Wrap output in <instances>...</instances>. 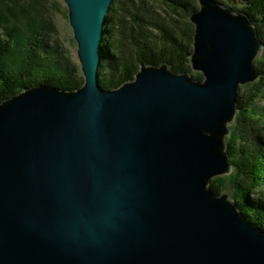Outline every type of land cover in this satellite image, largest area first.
Segmentation results:
<instances>
[{"label": "water", "instance_id": "1", "mask_svg": "<svg viewBox=\"0 0 264 264\" xmlns=\"http://www.w3.org/2000/svg\"><path fill=\"white\" fill-rule=\"evenodd\" d=\"M83 83L0 101V264H264V229L211 178L232 170L226 144L240 86L263 52L250 15L197 0L192 71L141 64L99 83L113 0H64Z\"/></svg>", "mask_w": 264, "mask_h": 264}, {"label": "trees", "instance_id": "2", "mask_svg": "<svg viewBox=\"0 0 264 264\" xmlns=\"http://www.w3.org/2000/svg\"><path fill=\"white\" fill-rule=\"evenodd\" d=\"M150 1L152 12L155 11L157 15L161 13L153 5H160L163 2L175 13L179 12L184 15L186 28L183 30V35L166 34L165 32L164 44L158 48H155L154 45L147 41H142L143 43H141L144 47L137 54V62L133 64L124 61V64H122L124 70L114 73L119 64H121L117 49V46H121V43L115 35L109 36L106 29V21L111 17V12L121 10L124 5L121 7L120 0H113L109 8L110 13H107L104 24L98 68L99 83L105 89L116 88L132 79L139 66L147 63L159 65L162 62H166L168 67L175 72H188L194 79H203L200 72L191 70L189 63V55L192 52L193 24L188 21V15L191 11L198 8L194 0ZM219 1L227 4V0ZM228 1L234 2L235 0ZM240 1L244 3L243 6L240 8L235 6L234 8L244 10L250 15L256 27L257 36L263 43V54L261 58L254 61V66L260 73L259 77L239 88L237 95L238 111L235 120L249 118L253 121L258 120L264 122V106L257 107L254 105L256 95L260 89L261 91L264 90V32L259 28L260 24L264 25V0ZM127 2L128 4L125 8H129L126 11L128 15L121 18V26L126 27L128 25H125V23H128L130 25L128 27L130 28L129 30L134 32L133 27L136 25L140 27L144 24L145 14L141 12L144 15L139 19L135 18L129 10H132L131 6H139L140 8V3H143L144 0H128ZM0 4L7 7V12H10L11 8L8 7L7 2L0 0ZM1 8L0 6V17L5 18L6 13ZM125 10L123 9V11ZM164 16L166 15L164 14ZM160 20L157 22H159L161 28L164 30H166L165 26L169 25L171 29L176 26V19L170 13L169 21L165 20L160 23ZM28 29L31 34L23 40L22 47H16L17 43H13V40L18 41L22 36H19V38L17 36L11 37V33L8 32L7 35L10 37L8 38L3 37L0 33V101L16 94L26 87L38 84L56 86L67 90H74L81 86L83 77L79 70V65L70 63L68 57L63 55L62 49L60 50L58 47L52 48L47 40L44 41L45 36L41 35L42 25L37 22H29ZM134 38L135 36L132 35L130 39ZM112 46L114 47V51L111 48ZM106 70H109L108 74L103 72ZM111 73L115 75L111 76ZM250 89L252 92H250ZM229 128L230 133L226 136V144L229 153L228 158L233 169L228 174L211 178L209 187L215 194H220L231 185L233 187L231 197L237 203L239 210L246 218L264 229V143L260 145L258 137L255 134L251 136L250 140L248 139L249 142L243 141L245 131L243 130V134H241L239 125L233 126L231 124ZM246 143L249 145H246ZM241 171L248 176L247 183L238 182L237 176ZM257 190H259L258 193H256Z\"/></svg>", "mask_w": 264, "mask_h": 264}, {"label": "rangeland", "instance_id": "3", "mask_svg": "<svg viewBox=\"0 0 264 264\" xmlns=\"http://www.w3.org/2000/svg\"><path fill=\"white\" fill-rule=\"evenodd\" d=\"M127 1L128 0H120V6L122 7V5H124L122 8L126 9L125 11H123V9L121 8V10L117 12H111V17L106 21V29L109 36L115 35L117 40H119L121 43V46H117L118 58L119 61H121V64H119L114 73H118L124 70V67L122 65L124 64V61L126 63L130 62L133 64L137 62V54H139L141 49L144 47V45H142L144 41H147L150 44L154 45L155 48H158L160 45L164 44L165 32L166 34L172 33L174 35H183V30L186 28L184 15L180 14L179 12L175 13L168 5L166 6L164 2V4L160 3V5H153V7L158 9V12L161 13L157 15L155 14V11L152 12L151 1L144 0L143 3H140V8L139 6H137L138 8L136 6H131L132 10H129L130 13L135 16V18L141 19L145 14V22L143 21L144 24H142V26L140 27L136 25L135 27H133L134 32H131V30H129L130 28H128L130 26L128 23H125V25H128L126 27L121 26V18L128 15L126 11L129 8H125V6L128 4ZM4 2H7L8 7H10L11 9L10 12H7L8 8L0 4V6L2 7L1 9H3L6 13L5 18L0 17V33L3 37H8V32L11 33V37L17 36L19 38V36H22L20 37V39H18V41L13 40V43H17L16 47H22L23 40L26 39L29 34H31L30 30L28 29V23L37 22L42 25L41 35L45 36L44 41L47 40L52 48L58 47V49H62L63 55L68 57V61L70 63L79 65L76 57L77 45L73 39L72 28L68 22L67 6L64 0H4ZM130 2L132 3V1ZM226 2L230 6H236L238 8H240L244 4L240 0H235L234 2H230L227 0ZM194 3L198 6L197 0H194ZM141 12H144V14H141ZM108 13H110V11H108ZM169 13L173 15L174 19H176V26L174 28L172 27L171 29V26L169 27L168 25L165 26L166 30H164L161 28L159 22L157 21H159L160 19H163L160 20V23L164 22L165 20L169 21ZM164 14L166 16H164ZM145 23H147L148 25ZM259 28L264 32V25L260 24ZM132 35L135 36L134 39H130L132 38ZM111 48L114 51V47L112 46ZM262 54L263 52L256 59L261 58ZM103 72L108 74L109 70ZM114 73H111V76H114ZM250 92H252L251 89ZM254 105L257 107L264 106V90L261 91L260 89V91L256 95ZM243 119L245 120L242 121ZM232 124L233 126L239 125V127L241 128V134H243V130L245 131L243 141L249 142L248 139L250 140L251 136L255 134L258 137L259 144L261 145V143H264V122L258 120L253 121L249 118H241L238 120H235L234 118ZM246 145L249 144L246 143ZM237 180L239 183H247L248 176L241 171L238 173ZM232 188L233 187L230 185L227 189H225L229 193V197L231 200H233L231 197V193L233 192ZM258 192L259 190L256 191V193Z\"/></svg>", "mask_w": 264, "mask_h": 264}, {"label": "bare ground", "instance_id": "4", "mask_svg": "<svg viewBox=\"0 0 264 264\" xmlns=\"http://www.w3.org/2000/svg\"><path fill=\"white\" fill-rule=\"evenodd\" d=\"M137 15V14H136ZM139 17V16H138ZM71 68V67H70ZM242 127V126H241Z\"/></svg>", "mask_w": 264, "mask_h": 264}]
</instances>
